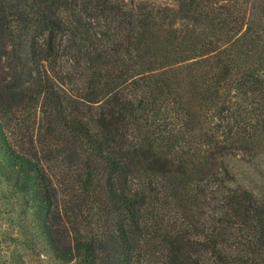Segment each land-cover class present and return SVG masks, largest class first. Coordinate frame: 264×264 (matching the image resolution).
<instances>
[{
    "label": "trees",
    "instance_id": "1",
    "mask_svg": "<svg viewBox=\"0 0 264 264\" xmlns=\"http://www.w3.org/2000/svg\"><path fill=\"white\" fill-rule=\"evenodd\" d=\"M164 1L0 0V179L40 264H264V0Z\"/></svg>",
    "mask_w": 264,
    "mask_h": 264
},
{
    "label": "rangeland",
    "instance_id": "2",
    "mask_svg": "<svg viewBox=\"0 0 264 264\" xmlns=\"http://www.w3.org/2000/svg\"><path fill=\"white\" fill-rule=\"evenodd\" d=\"M19 259L25 264H40L37 256L26 251L21 244L18 236L17 203L0 179V264H16Z\"/></svg>",
    "mask_w": 264,
    "mask_h": 264
}]
</instances>
